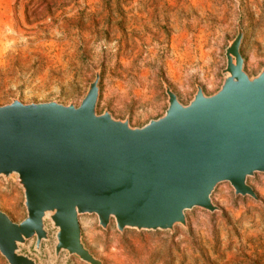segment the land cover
<instances>
[{"label": "rangeland", "instance_id": "374dc122", "mask_svg": "<svg viewBox=\"0 0 264 264\" xmlns=\"http://www.w3.org/2000/svg\"><path fill=\"white\" fill-rule=\"evenodd\" d=\"M237 23L253 77L264 69V0H0V106L78 107L100 70L97 113L141 128L167 109L163 83L182 105L196 86L207 96L219 90ZM247 184L257 201L222 183L211 195L219 211H187L186 228L172 233H120L114 221L104 230L96 216H80L82 241L103 264H264V175ZM0 211L14 223L26 218L22 190L3 178ZM46 227L40 254L34 240L22 254L37 264H84L65 253L56 259Z\"/></svg>", "mask_w": 264, "mask_h": 264}, {"label": "water", "instance_id": "95a60500", "mask_svg": "<svg viewBox=\"0 0 264 264\" xmlns=\"http://www.w3.org/2000/svg\"><path fill=\"white\" fill-rule=\"evenodd\" d=\"M225 49L222 84L211 95L199 86L182 105L163 83L167 109L141 128L97 113L100 70L81 104L0 106V178L23 192L26 218L0 211V255L7 264H37L21 253L50 240L54 256L103 264L86 249L80 216L94 215L102 229L170 232L186 228L185 212H218L211 195L228 183L235 197L257 201L247 180L264 175V69L250 77L240 53L243 31Z\"/></svg>", "mask_w": 264, "mask_h": 264}]
</instances>
